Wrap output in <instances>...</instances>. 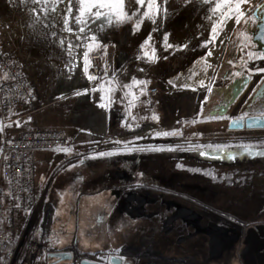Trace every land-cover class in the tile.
<instances>
[{
  "label": "rangeland",
  "instance_id": "obj_1",
  "mask_svg": "<svg viewBox=\"0 0 264 264\" xmlns=\"http://www.w3.org/2000/svg\"><path fill=\"white\" fill-rule=\"evenodd\" d=\"M245 1L237 11L240 0H124L121 19L93 0H0V36L30 55L42 84L37 101L91 86L74 32L88 14L103 40L133 36L117 48L121 66L138 67L136 83L158 89L151 109L144 99L140 117L115 129L121 142L96 136L84 152L73 144L39 153V200L15 232L21 250L34 252L32 264H48L47 254L60 250L100 263L264 264V247L244 254L243 243L264 223V130H229L238 108L226 118L203 114L212 74L247 55L237 37ZM149 41L156 43L147 59ZM251 66L264 70V62Z\"/></svg>",
  "mask_w": 264,
  "mask_h": 264
},
{
  "label": "built area",
  "instance_id": "obj_2",
  "mask_svg": "<svg viewBox=\"0 0 264 264\" xmlns=\"http://www.w3.org/2000/svg\"><path fill=\"white\" fill-rule=\"evenodd\" d=\"M114 51L101 47L88 54L87 77L91 87L109 85L116 80ZM137 90L135 89V92ZM157 87L146 86L145 103L154 105ZM39 92L29 80L21 59L5 51L0 44V125L26 122L34 110ZM21 109H26L20 112ZM73 139L63 130L26 128L0 145V264H32L31 250L11 247L14 243L16 213H30L39 200L37 155L43 151L65 152ZM78 161L87 159L77 154Z\"/></svg>",
  "mask_w": 264,
  "mask_h": 264
},
{
  "label": "crops",
  "instance_id": "obj_3",
  "mask_svg": "<svg viewBox=\"0 0 264 264\" xmlns=\"http://www.w3.org/2000/svg\"><path fill=\"white\" fill-rule=\"evenodd\" d=\"M56 2H58V0H55V3ZM57 6L58 5L55 4V6L52 7V10L50 11L52 14L57 12ZM100 17L99 19H102V15H100ZM89 19L90 17L88 14V16L85 19H82L80 22V25L83 27L78 30H74L77 36L80 34L79 39H77V43H79L78 47H83L81 50L82 52L80 51L82 55L84 54V56H88L89 53L98 48L107 47L114 51L115 58V53L119 50H117V48H121L124 43L126 45V42L131 44V41H128L127 39H132V35L127 37V39L125 38V40H116L112 35L111 37L113 38L109 40H103V35L106 32H103V30H97L95 33L96 35L93 34V31L96 30L97 27L92 26L91 24L95 23L96 20H94L92 23H87ZM99 19L97 22L100 21ZM85 21L86 23L82 24ZM131 31L132 30H130V32ZM108 34L110 36V33ZM93 37H95V40H93ZM6 39L7 38H4V35L0 36L1 46L5 49V51L23 61L29 80L34 85V87L39 90L42 87V84L40 79L36 78V76L32 73V59L30 58V55L14 44H7ZM132 41L134 42V39H132ZM154 42L155 41H149L144 46V53L147 59L152 58L151 50L154 49V44L156 43ZM78 49L79 48H76L73 57L78 56ZM122 57L123 56L120 55V51L119 53L117 52V66L115 67L116 80L113 83L95 87L88 86L84 89L82 88L81 90H76L74 87H71L64 94L58 93L56 95L50 94L45 96L46 101L49 103H46L44 99L42 100V98L39 99L34 110L27 117L24 124L19 125L17 123H10L5 128L1 127L3 129V140L5 138L12 139L16 137L19 132L26 128H54L63 130L70 138L73 139V144H78V149L83 152L89 147L91 148L97 144L98 141L95 139L96 136H102L106 144L121 142L120 135L114 134V131L115 129L121 127H128L127 122L129 121L131 114L132 116L134 114V117H137L138 115L140 117V114H138L140 113L139 107L143 105L140 104V102L145 99V88L147 86V84L139 83L140 85H138L136 83V79L139 78V73L142 72L137 66H135L137 68L132 67L130 69H127V67L122 68V61H120ZM86 73L83 74V76L85 77V80H88ZM128 79H131L135 82V84L133 83L134 85L132 84V87L131 85H125L124 82H127ZM121 87H123V89ZM135 89L137 90L136 92ZM24 111H26V109L20 110V112ZM38 183L40 186V179ZM76 201L79 203L82 201V199L78 197ZM27 216V213H16L14 243L11 244V247L18 246L21 248L20 242L17 240V237H15V232L19 224L26 221L25 219Z\"/></svg>",
  "mask_w": 264,
  "mask_h": 264
},
{
  "label": "flooded vegetation",
  "instance_id": "obj_4",
  "mask_svg": "<svg viewBox=\"0 0 264 264\" xmlns=\"http://www.w3.org/2000/svg\"><path fill=\"white\" fill-rule=\"evenodd\" d=\"M263 2V0H246L243 4V22L238 26V39L245 41V45L247 47V55L242 58L239 62H234L232 60H229V63L227 64V67L224 71L220 72L221 75L224 77L220 78L219 81L216 83V86L219 87H227L230 85L236 78H239L243 73L250 74L251 80L249 84L244 89L242 96L239 98V101L237 102L236 107L231 111V113L228 115L230 116L233 111L238 108V113L231 117L228 121V127L230 124L237 119H247L251 117H262L264 116V111L257 112L261 107L258 104H252L251 100L253 98L254 93L256 92L257 88L260 86L262 80L264 79V70H262L260 67L257 66H251L254 63L264 62V59H260L259 52L256 51V45L252 42L253 39V32L256 29L257 24V17L255 15V11L257 7ZM263 9H260L256 12V14L259 16L261 14ZM241 67H244L243 70H240ZM240 70V71H238ZM218 73H216V77L218 76ZM215 77V76H214ZM215 79V78H214ZM213 74L210 78V85L211 89H213ZM209 85V84H208ZM224 102L221 101V98H207V105L204 110V117L208 118H226L227 116L220 117L218 116V113L220 111L221 105H223ZM264 129H254V130H235V131H262ZM257 224L254 225V227ZM252 228V227H251ZM250 228V229H251ZM248 230V233L244 236L243 243L246 245V248H244V254L252 248H255V242L259 241V243L262 242V238L258 237L257 232H253L252 230ZM63 252L64 250L60 251H53L47 254L49 263L48 264H77V261L73 255L72 260H63L60 261L61 257H53L52 254L55 252ZM65 256V255H64ZM100 263V262H98ZM100 264H121V259L118 257H112L110 259V263L108 262H101Z\"/></svg>",
  "mask_w": 264,
  "mask_h": 264
},
{
  "label": "water",
  "instance_id": "obj_5",
  "mask_svg": "<svg viewBox=\"0 0 264 264\" xmlns=\"http://www.w3.org/2000/svg\"><path fill=\"white\" fill-rule=\"evenodd\" d=\"M261 1V0H260ZM263 9L261 14L258 16L256 14L257 11ZM255 15L257 17V24L256 29L253 32V39L252 42L256 45V51L259 52L260 59H264V0L263 2L257 7L255 11ZM244 67H241L240 70H243ZM238 70V71H240ZM219 77H224L221 73H218V76L214 79L213 89L210 91L209 98H221V101L224 102L223 105L220 107V111L218 116L224 117L228 116L231 111L236 107L239 98L242 96V93L246 86L249 84L251 80L250 74L243 73L239 78H236L230 85L227 87H219L216 86V83L219 81ZM252 104H258L261 108L257 111H264V79L262 80L260 86L257 88L256 92L253 95L251 100ZM229 130H254V129H264V116L262 117H251L247 119H237L234 120L230 126L228 127ZM253 232H257V236L262 238L263 243H259V241L255 242V247L257 249H261L264 247V223L256 225L254 228H251ZM65 255V256H64ZM53 257H61L60 261L63 260H72L73 255L69 251H61L55 252L52 254ZM77 264H100L98 262L88 260V259H81Z\"/></svg>",
  "mask_w": 264,
  "mask_h": 264
},
{
  "label": "snow or ice",
  "instance_id": "obj_6",
  "mask_svg": "<svg viewBox=\"0 0 264 264\" xmlns=\"http://www.w3.org/2000/svg\"><path fill=\"white\" fill-rule=\"evenodd\" d=\"M136 2L138 4H141V5L144 4V0H136ZM225 2L227 3L228 0H225ZM243 2H244V0H240V2L236 4V10L237 11L240 10V4ZM105 6L113 8L116 12H118L120 14L121 19L125 18L124 0H93V2H92V7H95L97 9H101ZM217 7H219V5ZM88 11L91 12V7L88 8ZM157 11H158V9H157ZM96 15L97 16L101 15V12L97 11ZM215 31H216V28L214 27L213 32H215ZM93 40H95V37H93Z\"/></svg>",
  "mask_w": 264,
  "mask_h": 264
}]
</instances>
